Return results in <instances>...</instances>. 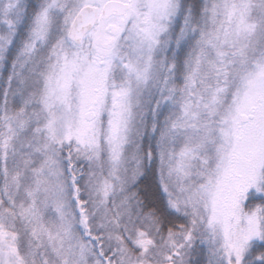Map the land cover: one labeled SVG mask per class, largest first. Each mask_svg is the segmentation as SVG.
Wrapping results in <instances>:
<instances>
[{
    "label": "snow or ice",
    "instance_id": "obj_1",
    "mask_svg": "<svg viewBox=\"0 0 264 264\" xmlns=\"http://www.w3.org/2000/svg\"><path fill=\"white\" fill-rule=\"evenodd\" d=\"M0 264H264V0H0Z\"/></svg>",
    "mask_w": 264,
    "mask_h": 264
}]
</instances>
